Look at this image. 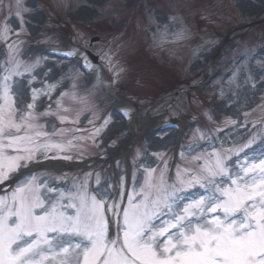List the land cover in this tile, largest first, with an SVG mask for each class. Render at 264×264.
Masks as SVG:
<instances>
[{
    "label": "snow or ice",
    "instance_id": "6c2138e0",
    "mask_svg": "<svg viewBox=\"0 0 264 264\" xmlns=\"http://www.w3.org/2000/svg\"><path fill=\"white\" fill-rule=\"evenodd\" d=\"M61 4L68 7L66 0ZM5 8L8 15L0 20V42L6 47L0 60V264H264V90L258 87L264 75L257 81L245 67L241 82V70H233L229 105L244 107L257 91L260 103L242 113L243 121L226 116L215 129L197 128L181 145L185 163L174 175L166 153H150L158 161L153 167L147 149L137 148L131 186L122 175L115 197L116 186L107 182L104 187L99 173L93 188L92 173L69 179L67 173L33 170L50 160L71 161L73 152L83 155L81 142L96 144L110 117L99 127L89 120L93 128L87 136L54 123L48 130L50 117L76 125L84 112L95 115L92 92L103 83L101 68L74 49L61 55L79 54L83 67L96 72L97 84L81 93L79 70L72 67L49 82L46 58H23L26 14L35 9L25 0L7 5L0 0V13ZM169 20L178 27L169 32L167 24L157 25L154 44L189 38L180 17ZM112 58L110 52L101 56L110 69ZM257 64L264 71V61ZM42 71L44 78L38 79ZM65 81H71L70 88L53 100ZM218 95L225 96L223 88ZM45 97L47 106L39 111ZM66 101L79 106L75 114ZM120 111L131 118V110ZM257 111L261 119L252 121L249 135L247 118Z\"/></svg>",
    "mask_w": 264,
    "mask_h": 264
},
{
    "label": "rangeland",
    "instance_id": "374dc122",
    "mask_svg": "<svg viewBox=\"0 0 264 264\" xmlns=\"http://www.w3.org/2000/svg\"><path fill=\"white\" fill-rule=\"evenodd\" d=\"M8 2L9 0H4L5 5ZM66 2L67 8L61 4V0H25L26 5L35 11L26 14V19L30 23L27 25V34L21 36L25 41L23 58L26 60L35 59L37 56L46 58L43 71L50 70L49 82H53L67 73L70 67L77 68V63H67L48 57L44 54V48L51 44L85 47L86 41L98 37L97 41L91 42L85 48L100 56L105 52L112 54L113 69L110 71L114 79L112 78L109 85L104 87L98 84L93 90L95 115L92 112H84L77 125H61L54 117L48 118V122H57V127H78L81 130L78 135L82 136L89 135L93 128L89 120H94L96 127H99L105 118L110 117V122L96 138V144H92L91 141L81 142L83 155L73 152L74 158L71 161L50 160L33 169L34 171L67 173L69 179L92 173L93 188L96 187L95 174L99 173L104 187H107V182L116 186L113 196L118 197L122 175L125 176L127 185L131 186L132 159L137 148L142 151L147 149L145 155L153 167L157 166L158 161L150 153L157 151L166 153L170 174L174 175L176 166H183L185 163L180 157L181 145L188 142L197 128L215 129L221 126L226 116L243 121L242 113L260 103L261 92L257 91L254 98L244 107L237 104L229 105L232 91L229 80L233 70L240 69L242 82L245 67L252 70V75L257 81L264 75V71H261L257 64L258 60L264 61V0H66ZM6 15L8 12L5 8L0 13V20ZM171 16H178L183 20L189 31V38L163 46L154 44L152 34L156 31L157 25L163 27L167 24L169 32L178 27L169 20ZM261 19L260 24L255 23ZM251 23L252 26L249 27ZM15 26L18 27V24ZM104 43L112 44L111 48ZM118 56L126 61V67L123 72L120 70L116 73L117 62L114 60H120L123 65ZM43 71L38 79L44 78ZM207 71L211 76L207 75ZM94 77L96 78V74L85 76L84 79L80 76L81 93L92 89V85L87 84L92 82ZM205 77L206 80L202 81L203 84L198 86V90L190 89L179 93L176 99L172 97L179 87L195 86ZM33 86L41 87V84L35 83ZM70 86L71 81H65L54 94L53 100ZM258 87L264 90V83ZM221 88L225 92L223 98L218 95ZM165 98L168 100L158 101ZM44 99L45 103L41 105L39 111H43L47 106V98ZM65 103L74 109L73 114L79 109V106L71 101ZM121 104H131L136 108L135 119L130 126H124L119 117L113 116L112 107ZM205 113H210L215 122H210ZM173 117L183 118L186 126L199 118L208 124L191 127L186 136L185 131L177 134L171 129L157 132L161 121ZM247 119L250 135L252 121L260 120L261 116L258 111L252 112ZM49 123L48 125L53 124ZM247 139L246 135L240 142L243 143ZM88 156H93L92 160L85 162ZM81 161L83 163L78 164ZM12 183L14 185L15 181Z\"/></svg>",
    "mask_w": 264,
    "mask_h": 264
},
{
    "label": "bare ground",
    "instance_id": "6f19581e",
    "mask_svg": "<svg viewBox=\"0 0 264 264\" xmlns=\"http://www.w3.org/2000/svg\"><path fill=\"white\" fill-rule=\"evenodd\" d=\"M67 63H70V61H68ZM153 71V70H152ZM95 72H92V73H89V74H94ZM113 116L114 117H117L115 114H113ZM120 118V117H119ZM120 120H121V118H120ZM133 120H134V115L132 116V118H131V121L128 123V125H126V126H130L132 123H133ZM121 122H122V120H121ZM123 123V122H122ZM124 126H125V124H123ZM185 125H186V123H184V124H182V127H181V129H180V133L179 134H181L182 133V131H184L185 130Z\"/></svg>",
    "mask_w": 264,
    "mask_h": 264
}]
</instances>
